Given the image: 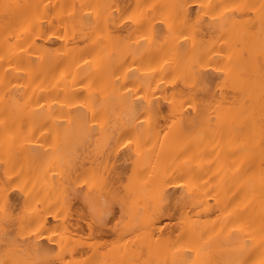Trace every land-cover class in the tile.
Returning <instances> with one entry per match:
<instances>
[{
    "label": "bare ground",
    "instance_id": "1",
    "mask_svg": "<svg viewBox=\"0 0 264 264\" xmlns=\"http://www.w3.org/2000/svg\"><path fill=\"white\" fill-rule=\"evenodd\" d=\"M0 205V264H259L264 0H0Z\"/></svg>",
    "mask_w": 264,
    "mask_h": 264
},
{
    "label": "snow or ice",
    "instance_id": "2",
    "mask_svg": "<svg viewBox=\"0 0 264 264\" xmlns=\"http://www.w3.org/2000/svg\"><path fill=\"white\" fill-rule=\"evenodd\" d=\"M128 19L132 20L133 18L129 16ZM198 22H199V17H197V21H195L194 24ZM183 38L187 40V36H184ZM128 143L131 144V141H128ZM91 209H92L94 216H96L100 220H103V217L108 212V202L106 200H101L99 204H96L95 202H93L91 204ZM8 219H9V213L7 209L4 206L0 205V220L6 223ZM0 238H2L3 241L9 245H14L16 243V241L8 233L6 227H4L3 229H0ZM259 264H264V258L259 260Z\"/></svg>",
    "mask_w": 264,
    "mask_h": 264
},
{
    "label": "rangeland",
    "instance_id": "3",
    "mask_svg": "<svg viewBox=\"0 0 264 264\" xmlns=\"http://www.w3.org/2000/svg\"><path fill=\"white\" fill-rule=\"evenodd\" d=\"M74 201V200H73ZM75 201H77V200H75ZM74 201V202H75ZM80 201L78 200V203H79ZM76 204H78L77 202H75ZM74 204V203H73ZM80 204V203H79ZM81 205H82V203H81ZM74 206V205H73ZM78 205H75L74 207H76V208H78L79 209V212H80V208H81V212H83L82 214H83V216H85L86 217V220H83V221H85V222H87V221H89V213L87 214L86 212H84L83 210H85V206H83V207H80V205L77 207ZM74 207H73V209H74ZM80 207V208H79ZM82 208H83V210H82ZM78 209H74V210H78ZM86 211V210H85ZM85 214V215H84ZM89 218H88V217ZM120 212H119V210H118V208H117V206H114V209L112 210V213L108 216V218H107V220L106 221H104V222H102V223H99V224H103V223H106L107 224V227L109 228V230H112V227L116 224V225H118V223H119V221H120ZM82 218H84V217H82ZM82 218H80L81 220H82ZM85 219V218H84ZM80 220V221H81ZM82 221V222H83ZM96 222H97V220H91V224L93 223L95 226L96 225H98V224H96ZM98 223V222H97ZM164 223H167V219H165L164 218ZM83 225H84V223H82ZM92 224V225H93ZM93 225V226H94ZM94 226V227H95ZM85 227V226H84ZM104 228V230H108V228ZM96 228V227H95ZM94 228V229H95ZM85 229V228H84ZM103 230V229H102ZM85 232H86V234H84V235H87V229L85 230ZM110 231H108V232H105V233H107V235H105V234H103V235H105L104 236V238H102L101 240H103V239H105V237H106V239L105 240H112L113 238H114V236L113 237H111V235H110V233H109ZM108 236V237H107ZM83 237H85V236H83ZM98 240H99V238L98 237H96ZM105 240H103L102 242H105ZM109 240V241H110Z\"/></svg>",
    "mask_w": 264,
    "mask_h": 264
}]
</instances>
